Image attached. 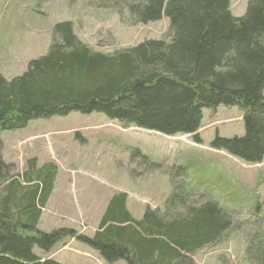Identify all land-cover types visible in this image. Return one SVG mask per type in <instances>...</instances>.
<instances>
[{"label":"trees","instance_id":"1","mask_svg":"<svg viewBox=\"0 0 264 264\" xmlns=\"http://www.w3.org/2000/svg\"><path fill=\"white\" fill-rule=\"evenodd\" d=\"M128 12L137 23L167 17L169 40H144L106 54L79 40L69 22L57 23L45 55L30 60L19 76L0 74V132L70 111L99 112L147 131L189 134L199 143L204 108L237 106L244 134L216 135L210 146L245 163L262 162L264 0H249L240 17L231 14L229 0H131ZM1 150L0 141V264H61L33 248L44 256L67 238L106 264H194L191 254L231 226L216 202L186 204L184 194L173 191L162 211L145 208L139 220L127 210L125 193L112 196L91 236L71 228L43 232L37 224L55 167L7 177ZM176 198L183 212L175 210ZM261 239H249L251 264H264Z\"/></svg>","mask_w":264,"mask_h":264},{"label":"rangeland","instance_id":"2","mask_svg":"<svg viewBox=\"0 0 264 264\" xmlns=\"http://www.w3.org/2000/svg\"><path fill=\"white\" fill-rule=\"evenodd\" d=\"M248 1L229 0L231 14L242 16ZM130 2L0 0V74L6 79L19 76L30 60L45 55L59 22H69L79 40L106 54L144 40H169L167 17L137 23L128 12ZM243 134L239 107L219 106L202 110L199 143L189 134L165 135L103 113L78 111L1 131L0 141L7 177L30 169L33 173L45 164L56 169L50 204L39 224L43 232L71 228L91 236L112 196L125 193L127 210L139 220L145 208L162 211L177 191L186 204L216 202L231 220L213 244L191 254L194 264H251L245 253L249 239L261 235L264 240V158L245 163L210 146L216 135ZM181 202L176 198L172 204L183 212ZM33 251L61 264H106L74 238L55 245L50 250L54 253Z\"/></svg>","mask_w":264,"mask_h":264},{"label":"crops","instance_id":"3","mask_svg":"<svg viewBox=\"0 0 264 264\" xmlns=\"http://www.w3.org/2000/svg\"><path fill=\"white\" fill-rule=\"evenodd\" d=\"M53 190H54V188H53ZM53 190H52V192H51V194H50V196H49V198H48V200H47V202H46V205H45V208L43 209V211H42V214H41V216H40V218H39V221H38V224H37V227H38V229L39 230H41V228H39V224H40V222L42 221V215H43V212H44V210L47 208V206L50 204V200H51V197H52V194H53ZM110 199V198H109ZM80 215H81V217H82V215L84 214V212L80 209ZM132 215V214H131ZM133 216V215H132ZM43 231V230H42ZM50 252V251H49ZM48 252V253H49ZM47 253V254H48ZM50 253H54V252H50Z\"/></svg>","mask_w":264,"mask_h":264}]
</instances>
